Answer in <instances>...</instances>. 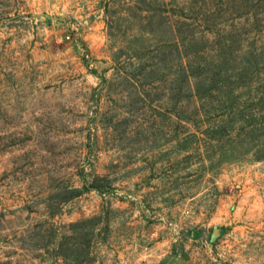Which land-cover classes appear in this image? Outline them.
I'll use <instances>...</instances> for the list:
<instances>
[{"label": "rangeland", "instance_id": "rangeland-1", "mask_svg": "<svg viewBox=\"0 0 264 264\" xmlns=\"http://www.w3.org/2000/svg\"><path fill=\"white\" fill-rule=\"evenodd\" d=\"M0 264H264V0H0Z\"/></svg>", "mask_w": 264, "mask_h": 264}]
</instances>
